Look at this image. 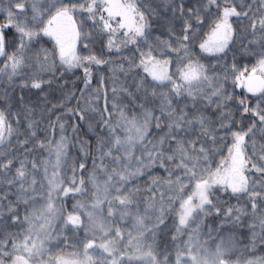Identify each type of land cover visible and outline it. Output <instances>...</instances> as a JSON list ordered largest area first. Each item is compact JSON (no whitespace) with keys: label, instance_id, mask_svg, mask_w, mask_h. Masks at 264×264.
<instances>
[{"label":"snow or ice","instance_id":"snow-or-ice-1","mask_svg":"<svg viewBox=\"0 0 264 264\" xmlns=\"http://www.w3.org/2000/svg\"><path fill=\"white\" fill-rule=\"evenodd\" d=\"M258 245L264 0H0V264H264Z\"/></svg>","mask_w":264,"mask_h":264},{"label":"rangeland","instance_id":"rangeland-1","mask_svg":"<svg viewBox=\"0 0 264 264\" xmlns=\"http://www.w3.org/2000/svg\"><path fill=\"white\" fill-rule=\"evenodd\" d=\"M77 71H79V70H77ZM69 76L72 77L71 75H69ZM78 76H79V75H78ZM70 79H75V77H74V78L72 77V78H70ZM77 81H78V80H77ZM77 81H76V82H77ZM69 86H71V84H69ZM31 99L34 100L35 97H31ZM57 114H59V113H57ZM52 120H53V121L55 120V115L52 116ZM69 122H70V121H69ZM47 123H48V120H47V118H46L45 121H44V124H42L41 127H42V128L45 127V126L47 125ZM49 133H51V130H49ZM40 135L43 137L44 133L41 132ZM66 135H68L69 137H72L73 134H72V132H71V129H68ZM55 138H56V139L59 138V129H58V127H57V129H56V136H55ZM73 149H75V148H71V149H70V151H71L72 154H73ZM75 150H76V149H75ZM43 157H45V158L47 157V152H44V153H43ZM53 159H54V157H53ZM233 203H235V202L233 201ZM237 236H239V233H237ZM262 247H264V246H260V245L257 246V249H256V255H257V256H260V255L258 254V252H263L261 255H264V251H261V248H262Z\"/></svg>","mask_w":264,"mask_h":264},{"label":"trees","instance_id":"trees-1","mask_svg":"<svg viewBox=\"0 0 264 264\" xmlns=\"http://www.w3.org/2000/svg\"><path fill=\"white\" fill-rule=\"evenodd\" d=\"M155 2L156 3H162L163 2V0H155ZM69 75H71V74H69ZM77 75H79V76H82L83 75V72H82V70H79V71H77ZM106 75H110V73H106ZM70 78H72V77H70ZM74 78V77H73ZM77 84H78V86L79 87H83V85L79 82V81H77L76 82ZM96 85H95V81H93V87H95ZM69 87H71V86H69ZM110 94V93H109ZM77 96H79V92H77ZM73 103V105L75 104V101H73L72 102ZM103 102L101 101V104H102ZM70 122H74V121H70ZM76 149V148H75ZM75 149H73V155H75V153H76V151H77V149L75 150ZM261 246V245H260ZM263 252H258V254L259 255H261Z\"/></svg>","mask_w":264,"mask_h":264}]
</instances>
